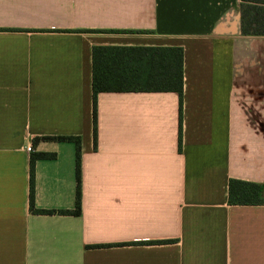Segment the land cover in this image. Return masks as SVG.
<instances>
[{
  "label": "crops",
  "instance_id": "0c3cea01",
  "mask_svg": "<svg viewBox=\"0 0 264 264\" xmlns=\"http://www.w3.org/2000/svg\"><path fill=\"white\" fill-rule=\"evenodd\" d=\"M240 0H0V264H264V35ZM181 46L176 92H101L93 45ZM80 138L81 213L75 206ZM30 147V149H28Z\"/></svg>",
  "mask_w": 264,
  "mask_h": 264
},
{
  "label": "trees",
  "instance_id": "16d2710c",
  "mask_svg": "<svg viewBox=\"0 0 264 264\" xmlns=\"http://www.w3.org/2000/svg\"><path fill=\"white\" fill-rule=\"evenodd\" d=\"M240 33L264 35V0H240ZM183 48L181 46L93 45L91 47L92 134L96 138V96L101 92H166L179 97V141L181 132V95L183 85ZM39 140L72 141L75 143V206L72 210L34 208V162L51 159L55 153L35 152L29 161V209L34 213H81L80 138L72 135H44ZM229 204H264V183L229 179Z\"/></svg>",
  "mask_w": 264,
  "mask_h": 264
},
{
  "label": "built area",
  "instance_id": "2783aa9c",
  "mask_svg": "<svg viewBox=\"0 0 264 264\" xmlns=\"http://www.w3.org/2000/svg\"><path fill=\"white\" fill-rule=\"evenodd\" d=\"M28 149H30V147H28Z\"/></svg>",
  "mask_w": 264,
  "mask_h": 264
}]
</instances>
